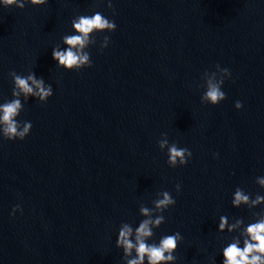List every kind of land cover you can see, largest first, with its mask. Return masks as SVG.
Listing matches in <instances>:
<instances>
[{
  "label": "water",
  "instance_id": "95a60500",
  "mask_svg": "<svg viewBox=\"0 0 264 264\" xmlns=\"http://www.w3.org/2000/svg\"><path fill=\"white\" fill-rule=\"evenodd\" d=\"M106 3L0 9V103L11 99L9 72L33 71L53 89L43 105L21 101L18 120L32 125L22 142L0 140V264H122L119 226L135 228L161 191L175 206L150 242L179 232L176 264H221L231 236L216 231L218 218L264 215L230 203L237 187L264 196L255 184L264 176V0H111L115 16ZM93 12L116 28L93 36L92 67L56 68L51 48L63 47L75 16ZM216 65L231 79L211 107L200 97L208 76L220 78ZM161 139L191 161L168 168ZM17 204L22 214L10 218Z\"/></svg>",
  "mask_w": 264,
  "mask_h": 264
},
{
  "label": "clouds",
  "instance_id": "9594fccd",
  "mask_svg": "<svg viewBox=\"0 0 264 264\" xmlns=\"http://www.w3.org/2000/svg\"><path fill=\"white\" fill-rule=\"evenodd\" d=\"M48 4V0H0V9L15 8L23 10L25 5L33 8H42ZM105 6L115 16L111 0H107ZM71 33L61 37L63 47L55 46L51 48V59L56 68L64 72H79L82 69L92 67L89 53L85 50L90 43H93V36L115 31V22L108 19L100 12H93L91 15L82 14L75 16L70 23ZM103 43L99 51L103 52L110 44L109 37H102ZM220 73V78H216L213 73L205 81L204 92L200 97L201 104L216 107L225 100V93L222 87L225 81L231 79V74L227 68L216 65ZM12 82L11 99L0 103V140L7 142H22L30 133L31 122L19 121L18 117L23 110V103H28L31 98L39 104H45L53 95L50 84H46L42 77H37L33 71L27 75H20L9 72ZM207 75V73H205ZM233 107L240 111L242 104L234 101ZM157 148L167 157L166 165L170 169L183 168L192 159V153L176 143H169L167 139L156 142ZM216 159L217 155L212 154ZM257 187L264 191V176L255 178ZM181 186L176 184L174 191L178 195ZM231 207L239 209L241 207L254 210L264 206V196L259 194L254 197L237 187L231 196ZM175 206V199L168 191L159 192L157 198L152 201V207L141 206L139 215L142 219L137 226L121 224L117 230L114 247L121 252L122 264H176V251L183 243L179 232L163 235L158 242H150L153 238V230L158 229L164 223V215L169 208ZM22 214L19 204L12 207L9 217ZM216 231L220 234L227 233L231 240L221 246V264H264V215L257 213L254 218L247 223L243 219L237 218L235 222H230L229 218L221 215L218 218ZM236 233V235H233ZM211 264H215V259Z\"/></svg>",
  "mask_w": 264,
  "mask_h": 264
}]
</instances>
